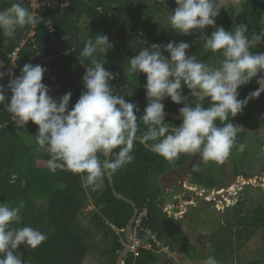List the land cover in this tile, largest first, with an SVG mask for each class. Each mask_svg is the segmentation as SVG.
Instances as JSON below:
<instances>
[{"label": "trees", "instance_id": "1", "mask_svg": "<svg viewBox=\"0 0 264 264\" xmlns=\"http://www.w3.org/2000/svg\"><path fill=\"white\" fill-rule=\"evenodd\" d=\"M58 1L60 0H38L39 6L35 9H32L28 0H23V4L30 12L41 16L43 21L46 16H51L59 43L66 48H73L69 54L54 58L48 63L51 73L62 87L61 90L73 89L69 109L84 90L82 76L85 66L79 63L78 57L86 39L94 38L97 34L107 35L114 47L108 50L106 56L99 52L94 55L102 62L106 61L105 69L116 76V79L110 81L116 94L124 95L126 101L138 105L137 123L140 133H143L147 126L139 117L143 115L147 105L146 91L143 87L146 76L144 73L129 75L128 59L135 56L141 47H150L154 44V34H159L163 39L175 36L172 33L164 36L163 27H156L151 21L152 19L154 21V18L159 19L161 11L159 12L160 7L156 6L158 2L155 5H148L144 0H70L69 5L59 7L56 4ZM225 1L227 6L219 19V27L234 32L238 24L244 23L248 25L249 37L253 32H259L261 25L258 24V20L264 13V0ZM15 2L16 0H0V11ZM30 27V25L18 27L11 37L0 31V61L5 65V72L8 70L10 60L8 53L15 48ZM33 28V36L27 38L18 51L16 76H19L24 64L36 61L38 50L47 54L55 49L50 42L51 35L47 32L45 22ZM130 31L142 32L144 36L132 40ZM67 34L69 39H63ZM190 50L198 60L209 67L219 66L220 60L223 59L222 52L218 51L215 54L207 52L201 45L197 46L196 42ZM250 51L264 52V43L253 45ZM257 78H253L249 84L238 89L239 99H244L250 92L258 89ZM8 79L6 74L3 78L5 89ZM46 80L47 76L43 74L42 82ZM44 84L51 82L47 81ZM182 91L184 95L189 93L186 87H182ZM187 101L192 104L198 102L192 96H189ZM5 103H9L7 99ZM163 103L164 110L173 113H179V108L184 106L173 103L170 98H166ZM202 103L204 107L209 106L208 100ZM229 122L242 127L230 152L229 156H232L239 151V144H243L250 126L256 124L264 128V93L249 100L240 114L234 118L229 115L228 120L223 123ZM165 123L168 127H176L182 123V119L174 120L165 115ZM216 123L222 126L219 120ZM37 131L38 126L31 121L23 129L16 127L10 119V114L4 111L3 105H0V203L15 206L23 200L26 206L20 213L22 221L19 224L14 223L11 227L30 226L40 230L47 237L36 249L20 245L18 249H24L22 261L25 264H82L90 253L84 240L87 236L93 235V228L104 235L110 234L107 246L102 251L107 256L104 264H115L117 253L123 248V228L132 215L133 207L113 195L106 175L98 180L100 187L93 191L90 187L82 186L78 174L59 169L52 173L48 166L49 155L38 149L36 144ZM153 143L155 141H147L149 146ZM116 151L118 149L114 150L113 159ZM131 154L134 160L111 176L118 193L132 199L139 211L146 208V216L138 227V236L144 241L149 240L151 247L140 248L137 255L129 253L124 258V264H160V256L166 258L172 253L158 251L159 247L154 246L142 229L155 232L161 245L167 246L169 251L178 247L185 256L193 259L197 256L196 248L182 232L180 220L168 216L162 209L165 193L155 181L153 183L156 177L186 165L190 154L181 153L174 160L168 161L141 142L134 143ZM103 158L101 156V159ZM235 174L249 176L245 172ZM220 175H224L223 170L220 171ZM192 180L201 183L205 188L216 185L225 187L223 180L217 181L212 175L204 176L198 171ZM252 188L253 185L246 184L241 189L242 195L239 194L236 205L232 207L234 210L232 217L223 213L224 215H220L216 221L218 232L215 233L216 236L213 233L209 236L210 240L215 239L214 243L218 244L212 248L214 255L222 256L226 248L230 249L233 241L240 245L249 241L259 231L264 232V190L258 187L261 198L254 205L246 206V191ZM90 205L92 208L89 209L87 216L89 225L82 227L79 224V217ZM207 223L203 222L204 225ZM261 237L264 239V233ZM245 264H264V256L251 259Z\"/></svg>", "mask_w": 264, "mask_h": 264}, {"label": "clouds", "instance_id": "2", "mask_svg": "<svg viewBox=\"0 0 264 264\" xmlns=\"http://www.w3.org/2000/svg\"><path fill=\"white\" fill-rule=\"evenodd\" d=\"M175 3L177 7L168 16L171 29L180 35L199 31L198 39L203 41L205 51L213 54L220 51L223 59L219 66L209 67L196 55L187 54L190 44L184 41L141 47L128 59L129 75L146 74L143 87L147 105L139 117L147 126L143 133L137 123L138 105L116 94L110 84L116 76L105 69L106 61L94 55L99 52L106 56L114 47L107 35L88 37L79 53V63L85 66L84 90L71 109L70 92L59 100L49 95V87L42 82L43 66L24 64L19 76L10 70L0 71V79L6 74L10 76L7 89L11 92L10 102L6 104L5 88L0 85V105L16 127L23 129L29 121L38 126L35 141L38 149L49 155L52 173L59 169L78 174L82 186L95 191L100 187V178L134 160L131 153L135 142L149 140L155 141L152 150L168 161L187 153L199 154L205 162L222 163L230 155L242 127L223 122L229 115L234 118L240 114L249 100L264 93V75L258 76L264 74V52L250 51L253 45L264 41V17L258 20L259 32L249 37L248 25L244 23L238 24L234 32L215 27L220 0H175ZM42 22H45L42 17L30 12L23 0H16L0 11V31L10 37L18 27H35ZM207 26L215 27L210 36L204 32ZM63 39L68 40L69 34ZM4 68L0 61V69ZM253 78H257L258 89L239 99L238 89ZM182 87L198 102L180 107L182 123L169 128L163 101L170 98L175 104H184ZM204 100L209 101L208 107L203 106ZM217 120L222 126L217 125ZM244 148V144H239L240 151ZM25 206L23 200L15 206L0 203V264H25L18 247L23 244L36 249L47 239L43 232L30 226L11 227L22 221L20 213ZM202 264H220V261L210 255Z\"/></svg>", "mask_w": 264, "mask_h": 264}, {"label": "rangeland", "instance_id": "3", "mask_svg": "<svg viewBox=\"0 0 264 264\" xmlns=\"http://www.w3.org/2000/svg\"><path fill=\"white\" fill-rule=\"evenodd\" d=\"M144 1L148 5H155L158 2L156 6H159V12L161 11L160 15L157 13L159 19L154 18V21L153 19L151 21L154 22L156 27H163L162 33L164 36L169 33L175 35L163 39L159 34H154L153 43L166 45L168 42L173 41L177 43L181 41L188 42L190 44V48L187 50L188 55H193L190 49L193 47L194 42L197 43V46L201 45L203 47V41L198 39L199 31L194 32L192 35H180L171 29L168 16L169 12L174 11L177 7L175 0ZM220 6L219 15L215 18V27H219V19L224 14L227 2L220 0ZM215 27L207 26L204 32L210 36ZM162 54L168 56L166 52ZM243 144L245 145L243 151L239 150L234 155L228 156L222 163L205 162L199 154H190L187 161L189 169L192 167L190 172L174 168L153 180V183L155 181L165 193L162 209L168 216L180 220L182 232L197 250V256L191 259L176 247V249L169 251L172 252L169 257L160 256V264H202V260L210 255L215 256L220 264H245L251 259L264 256V239L261 237L264 232L261 231L243 244L238 245L233 241L230 249L226 248L222 256L214 255V249L212 248L218 244L214 243L215 239H209L212 233L215 235L218 232L216 221H218L220 215L224 213L230 217L233 216L234 210L232 207L236 205L237 199L242 195L240 191L246 185L245 181L247 182L250 179L253 182V184L250 183L253 188L246 191V206L254 205L261 198L258 187L264 190V169H262L264 167V128L256 124L250 126L243 139ZM194 157L200 158L198 161L193 162ZM221 170H223V176L220 175ZM197 171L204 176L212 175L217 181L223 180L225 187L222 185L221 190L213 191L205 199L201 198L198 192L193 190V187L186 185L187 178L191 183H198L188 176L189 174L195 175ZM235 172H245L249 176L236 175ZM186 188H190V190ZM91 208L90 205L83 210V214L79 217L80 226L87 227L89 225L87 216ZM204 221L208 223L204 225ZM92 230L93 235L87 236L84 240L90 249V253L84 258L82 264H104L107 256L102 251L107 246L110 234L104 235L101 231L93 228ZM238 246L240 247L238 248ZM18 250L22 255L24 249L19 248Z\"/></svg>", "mask_w": 264, "mask_h": 264}, {"label": "built area", "instance_id": "4", "mask_svg": "<svg viewBox=\"0 0 264 264\" xmlns=\"http://www.w3.org/2000/svg\"><path fill=\"white\" fill-rule=\"evenodd\" d=\"M28 1L30 3V6L32 7V9L38 8V6H39L38 0H28ZM69 2H70V0H60L56 4L59 7H65V6L69 5ZM45 27L47 29V32L51 35L50 42L52 45L55 46V49L53 51L47 53V54L43 53V51H41V50H38L36 53V61L32 64L33 65L39 64L45 68L44 74L47 76V80L44 81V83L47 81L51 82V84H47V86L49 87V95H51L55 99L59 100V98L66 93L70 92L72 94L73 89L66 88V89H63V91L61 90L62 87L59 83H57L56 77L51 73V69H50V66L48 65V63L51 62V60L54 58L69 54L73 50V48H66L61 43H59V41L57 39L56 27L54 25V22H53L51 16H49V15L46 16ZM33 34H34V28L31 26L29 28V31L26 34V36L22 37L20 39V41L18 42V44L15 46V48L8 53V57L10 59L9 65H8V70H10L11 73H13L15 76H16V70H17L18 51H19L20 47L24 44L26 39L29 37H32ZM129 34H130L132 40H138L144 36L142 32H135V31H130ZM7 76L10 79V76L9 75H7ZM9 79H8V82H9ZM242 182H243V180H242ZM250 183L253 184L252 180H250V179H248L247 182L245 181V184H250ZM145 216H146V208H143L141 211H138V213L135 217V221L133 223L134 224L133 239H132V243L130 246L129 253H133L134 255L138 254V250L140 248L149 249L151 247V243L149 242V240L144 241L141 237L138 236V227L140 226V223H141L143 217H145ZM142 231H144V233L149 236V239L152 240L154 246L159 247L160 251H162L166 254L169 253L168 247L161 245L159 240L156 238L155 232H152L149 229H142Z\"/></svg>", "mask_w": 264, "mask_h": 264}, {"label": "water", "instance_id": "5", "mask_svg": "<svg viewBox=\"0 0 264 264\" xmlns=\"http://www.w3.org/2000/svg\"><path fill=\"white\" fill-rule=\"evenodd\" d=\"M262 17H264V13H263ZM263 43H264V41H262V42H260L258 44H263ZM0 71H4V69H0ZM0 85L4 86V88H5L3 79H0ZM5 96H6L7 101L10 102L11 92L9 90H7V89H5ZM189 96H191L190 92L185 94L186 100L184 102V106L188 103L187 99H188ZM164 112H165V115H167L168 117H170V118H172L174 120L181 119L180 116H179V113H173V112L168 111V110H164ZM169 128H174V127H169ZM143 144L146 147L152 149L151 146H149L147 144V142H145ZM106 177H107V179L109 181V185H110V188L112 190L113 195L117 199H122L125 202L129 203L133 207L132 215L129 218V220L127 221L125 227L123 228V232H124L123 248L117 253V257H116V260H115V264H124V258L128 256L129 251H130V246H131L132 239H133V223L135 221V217H136V215H137L139 210H138L135 202L132 199L124 196L121 193H118L115 190L114 184H113V178H112L111 174H106ZM186 185L190 186V187H193L194 188L193 190L198 192L199 196L201 198H204V199L206 197H208L209 195H211V193L213 191L221 190L223 188V187H221V185H216L214 187L205 188L204 185H202L201 183H191L189 181V179H187ZM186 189L190 190V188H186Z\"/></svg>", "mask_w": 264, "mask_h": 264}, {"label": "flooded vegetation", "instance_id": "6", "mask_svg": "<svg viewBox=\"0 0 264 264\" xmlns=\"http://www.w3.org/2000/svg\"><path fill=\"white\" fill-rule=\"evenodd\" d=\"M200 158V157H199ZM199 158L198 157H194V161L193 162H195V160H199ZM195 164V163H194ZM177 169H179V170H182L183 171V169L186 171H188V172H190V169H192V167H190V169H189V166L186 164V165H183V166H181V167H179V168H177ZM171 173H172V171H171ZM189 177H191L192 178V176H193V174H189L188 175ZM187 176V177H188ZM188 179V178H187Z\"/></svg>", "mask_w": 264, "mask_h": 264}, {"label": "bare ground", "instance_id": "7", "mask_svg": "<svg viewBox=\"0 0 264 264\" xmlns=\"http://www.w3.org/2000/svg\"><path fill=\"white\" fill-rule=\"evenodd\" d=\"M223 191V190H222ZM220 192V191H219Z\"/></svg>", "mask_w": 264, "mask_h": 264}]
</instances>
